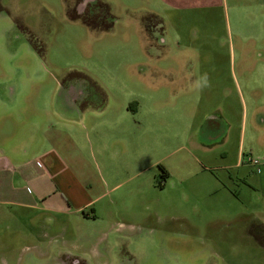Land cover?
<instances>
[{
	"label": "rangeland",
	"instance_id": "1",
	"mask_svg": "<svg viewBox=\"0 0 264 264\" xmlns=\"http://www.w3.org/2000/svg\"><path fill=\"white\" fill-rule=\"evenodd\" d=\"M79 1L0 0L1 150L34 161L53 147L42 139L51 126L95 199L79 213L45 210L40 166L5 171L0 264H264V200L248 161L261 163L250 130L264 104L243 88L264 63V0H93L86 20ZM164 79L162 95L181 100L162 104L158 130L149 82ZM217 106L229 140L204 121ZM90 148L106 160L83 161ZM36 196L37 208L20 205Z\"/></svg>",
	"mask_w": 264,
	"mask_h": 264
},
{
	"label": "crops",
	"instance_id": "2",
	"mask_svg": "<svg viewBox=\"0 0 264 264\" xmlns=\"http://www.w3.org/2000/svg\"><path fill=\"white\" fill-rule=\"evenodd\" d=\"M264 57V55H262ZM258 71H261L258 73ZM255 73L257 78L253 82L243 83V88H251L249 91V94L246 96V99L249 103H257L259 105L264 104V63H260L256 69ZM150 83V90L148 92V95H150V100H152L157 106L156 110L152 111L151 114H155L154 116H158L157 119V128L158 130H161L162 128H165L166 120L168 114L166 113V109L162 106L165 103L176 105L180 103L179 98L177 95L175 97L167 98L165 95H162V85H165V79L161 80L160 82H149ZM240 92H241V87ZM156 89H160L159 91H156ZM251 95V96H250ZM250 96V98H249ZM241 98L245 103V96L241 92ZM68 103H66L68 106H75L74 99H68ZM256 101V102H254ZM149 105V109H151L152 102H147ZM176 111H178V107ZM220 106H217L213 109L212 114H210L208 117L204 119V121L210 120L214 124L219 123V125L213 127V129L217 132V136L221 140H229L232 130V123L230 121V114L229 111H225ZM246 109V108H245ZM151 112V111H150ZM224 114H223V113ZM177 116V114H176ZM48 117V116H47ZM165 117V118H164ZM156 118V117H155ZM163 118V120H161ZM254 121L256 122L255 130H250L252 134H256L259 141V151H260V161H261V172L258 173L259 175L256 178L257 187L259 188L258 191H261L262 196H257L256 200L261 201V198L264 200V113H257L254 117ZM245 122L247 120V116L244 114ZM164 124V126L162 125ZM49 125V124H48ZM3 127H5L3 125ZM211 127V128H212ZM254 127V125H252ZM2 128V127H1ZM47 131L50 132L49 138L47 137L48 134L42 135V139L44 142L52 144V149L50 151H46L38 155V158H36L34 161L27 160V156L29 153H26L24 151L19 152L18 159L16 162L12 161L7 154L3 150H1L0 146V179L3 177V173L5 171H10L13 166H17L18 168L27 167V165H30L35 163L37 167L40 166L41 170L44 172V178L45 183H42L41 181H38L36 183L35 192L36 194L42 198V202L47 201V205H45L43 208L45 210H51L58 214H69L70 212L79 213L83 211V209L86 206H90L92 202L95 200L92 195V189L90 188L89 184L86 181H82V179L75 173L74 170H72L69 167L70 161L65 155H62L56 145L60 142V140L63 139V137L59 134H57V131L55 129H52L51 126L47 128ZM46 131V132H47ZM2 132V131H1ZM35 133H39L38 131ZM59 133V132H58ZM246 133V128H243L242 131V139L244 138ZM199 134V133H198ZM34 137H29V139H33ZM48 138V139H47ZM64 141V139H63ZM219 141V142H220ZM65 142V141H64ZM195 146H201L197 145V143H194ZM85 146H83V149ZM183 147H181L182 149ZM189 153V151H187ZM113 155H117V153H114ZM21 156V157H20ZM83 161L85 160L86 163H99L98 161L102 159L103 161L106 160V150H102V152L97 153V158L94 156V153L92 149L90 148V152L86 153V151L83 150L82 154L80 155ZM110 156V155H109ZM117 156L113 157L116 158ZM226 156H224L225 159ZM25 159V160H24ZM19 160V161H18ZM94 160V161H93ZM107 160L110 161L111 158L107 157ZM195 160L198 162V160L195 158ZM159 166V165H158ZM98 167V165H97ZM239 162L235 164V168H240ZM9 169V170H8ZM169 173V172H168ZM170 177V174H169ZM168 177V178H169ZM167 178V179H168ZM252 183V182H251ZM250 183V185H252ZM49 184V188L47 187ZM166 184V180H165ZM165 184L162 185L165 186ZM248 184V182H246ZM257 190V188H255ZM58 197L57 200L55 198ZM38 197H31L30 202H22L20 203L21 206L35 209L38 207L37 205ZM2 200H0V203ZM261 208L262 211H257L256 215L257 218L255 220V224H258L256 227L261 228V230L264 231V223L261 222V219H263L264 215V203ZM42 208V209H43Z\"/></svg>",
	"mask_w": 264,
	"mask_h": 264
},
{
	"label": "flooded vegetation",
	"instance_id": "3",
	"mask_svg": "<svg viewBox=\"0 0 264 264\" xmlns=\"http://www.w3.org/2000/svg\"><path fill=\"white\" fill-rule=\"evenodd\" d=\"M81 1L82 2L79 1L78 5L76 7V10H77V8H79L77 10V13L78 14L80 13V15H82V19H84V20H86L87 18H91L92 15L94 13H96V11H97L96 7H93L95 4L94 3L95 1H93V0H81ZM60 264H84V263L81 261H78L75 258H65V259L60 261Z\"/></svg>",
	"mask_w": 264,
	"mask_h": 264
},
{
	"label": "built area",
	"instance_id": "4",
	"mask_svg": "<svg viewBox=\"0 0 264 264\" xmlns=\"http://www.w3.org/2000/svg\"><path fill=\"white\" fill-rule=\"evenodd\" d=\"M248 161H249V164L254 168V171L256 173L261 172V163L258 160L249 159Z\"/></svg>",
	"mask_w": 264,
	"mask_h": 264
},
{
	"label": "trees",
	"instance_id": "5",
	"mask_svg": "<svg viewBox=\"0 0 264 264\" xmlns=\"http://www.w3.org/2000/svg\"><path fill=\"white\" fill-rule=\"evenodd\" d=\"M159 170L161 171L160 177L164 182L169 177V173L161 165H159Z\"/></svg>",
	"mask_w": 264,
	"mask_h": 264
}]
</instances>
